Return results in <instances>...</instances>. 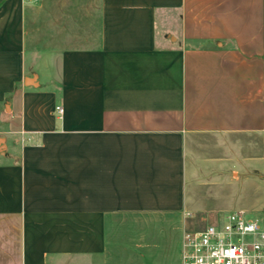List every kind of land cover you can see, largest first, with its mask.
<instances>
[{
    "label": "crops",
    "instance_id": "0c3cea01",
    "mask_svg": "<svg viewBox=\"0 0 264 264\" xmlns=\"http://www.w3.org/2000/svg\"><path fill=\"white\" fill-rule=\"evenodd\" d=\"M51 1L0 0V264H180L264 189V0Z\"/></svg>",
    "mask_w": 264,
    "mask_h": 264
},
{
    "label": "built area",
    "instance_id": "2783aa9c",
    "mask_svg": "<svg viewBox=\"0 0 264 264\" xmlns=\"http://www.w3.org/2000/svg\"><path fill=\"white\" fill-rule=\"evenodd\" d=\"M180 264H264V211H233L202 230L185 232Z\"/></svg>",
    "mask_w": 264,
    "mask_h": 264
},
{
    "label": "rangeland",
    "instance_id": "374dc122",
    "mask_svg": "<svg viewBox=\"0 0 264 264\" xmlns=\"http://www.w3.org/2000/svg\"><path fill=\"white\" fill-rule=\"evenodd\" d=\"M49 5L50 10H56L58 1H51ZM33 7L34 10L39 11L38 16H40L42 9L41 0H34ZM215 195L216 204L221 209V220L226 214L233 211L244 210L251 215L264 211V189L259 190L258 187L245 183L244 180L241 183H230L227 181L216 190Z\"/></svg>",
    "mask_w": 264,
    "mask_h": 264
}]
</instances>
